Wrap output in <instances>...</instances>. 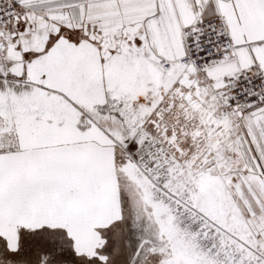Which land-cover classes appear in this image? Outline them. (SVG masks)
I'll use <instances>...</instances> for the list:
<instances>
[{
    "label": "snow or ice",
    "instance_id": "6c2138e0",
    "mask_svg": "<svg viewBox=\"0 0 264 264\" xmlns=\"http://www.w3.org/2000/svg\"><path fill=\"white\" fill-rule=\"evenodd\" d=\"M0 264H264V0H0Z\"/></svg>",
    "mask_w": 264,
    "mask_h": 264
}]
</instances>
